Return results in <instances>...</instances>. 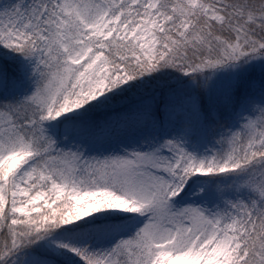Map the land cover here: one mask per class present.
Wrapping results in <instances>:
<instances>
[{"label": "snow or ice", "instance_id": "obj_1", "mask_svg": "<svg viewBox=\"0 0 264 264\" xmlns=\"http://www.w3.org/2000/svg\"><path fill=\"white\" fill-rule=\"evenodd\" d=\"M0 264H264V0H0Z\"/></svg>", "mask_w": 264, "mask_h": 264}]
</instances>
